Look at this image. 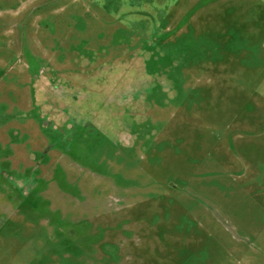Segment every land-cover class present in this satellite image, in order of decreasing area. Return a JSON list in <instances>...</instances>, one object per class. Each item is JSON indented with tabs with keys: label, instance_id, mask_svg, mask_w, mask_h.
<instances>
[{
	"label": "rangeland",
	"instance_id": "1",
	"mask_svg": "<svg viewBox=\"0 0 264 264\" xmlns=\"http://www.w3.org/2000/svg\"><path fill=\"white\" fill-rule=\"evenodd\" d=\"M0 264H264V2L0 0Z\"/></svg>",
	"mask_w": 264,
	"mask_h": 264
},
{
	"label": "built area",
	"instance_id": "2",
	"mask_svg": "<svg viewBox=\"0 0 264 264\" xmlns=\"http://www.w3.org/2000/svg\"><path fill=\"white\" fill-rule=\"evenodd\" d=\"M264 2V0H262Z\"/></svg>",
	"mask_w": 264,
	"mask_h": 264
}]
</instances>
